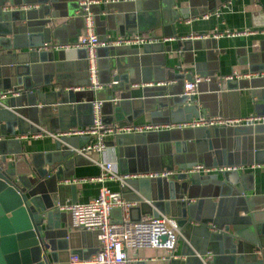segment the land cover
<instances>
[{"label": "crops", "instance_id": "crops-1", "mask_svg": "<svg viewBox=\"0 0 264 264\" xmlns=\"http://www.w3.org/2000/svg\"><path fill=\"white\" fill-rule=\"evenodd\" d=\"M17 1L22 3L16 9L38 6L34 5L38 4L34 0ZM78 2L48 0L46 4L50 6L51 14L43 19L49 20L45 28L32 11L29 27H25L27 20L12 22L14 27L31 30L27 33L23 29L24 35L16 32L14 40V30L5 26L4 36L15 41L17 47H0V94L4 95L0 101L8 110V121L3 124L12 130L6 138H16L22 154L28 158L31 155L38 159L43 155L50 156L56 151L58 141L60 146L73 151L91 140L86 134L58 135L91 125L89 102L94 95L87 85L84 50L47 49L39 45L48 39L59 44H73L78 39L83 25L77 14ZM10 7L5 6L6 9ZM91 10L100 41L135 34L158 40L146 48L143 44L128 45L138 49L140 54L146 53L141 54V64L134 68L132 76L123 74L117 84L108 77L109 59L112 58L107 54L108 49L105 46L98 48L102 88L95 96L117 99L102 107L105 125L156 124L166 127L135 135L107 136V150L102 153L86 151L74 156V162L67 163L63 178H95L100 173L98 163L110 160L116 174L130 177L124 184L111 180L105 181L104 185L134 203L129 210L131 220L152 212L164 213L175 223L176 216L169 214L170 207L176 212V206L168 207L162 203L168 194L172 195L173 202H178L174 196L181 191L180 186L175 182L171 185L172 180L154 179L147 174L166 167L181 173L195 164L241 166L226 174L231 184L223 187L221 192L217 187L214 190L207 181L223 180L221 172L189 173L188 181L207 184L189 185L183 199L194 202L204 198L207 204L202 216L214 215L224 226L232 214L239 215L238 212L245 210V204L236 200L235 194L240 190L248 197L249 210L243 215L245 217L239 215L238 218L245 222L249 220L258 231L261 230L264 225V123L245 127H207L209 132L203 130V126L176 128L173 125L197 116L264 114V0H100L91 6ZM245 30L250 32L241 33ZM225 31L233 35H227ZM27 41L33 45L27 46ZM17 73L25 74L22 75L25 82L17 80ZM232 74L246 77L227 80ZM194 76L203 78L196 85L195 103L182 104L183 84ZM135 174L139 176L134 177ZM58 180L48 179L47 185L58 192L55 196L63 204L73 195L76 203L88 202L97 196L101 185L98 181L66 185ZM212 203H216L217 213L211 210ZM111 215L119 219L121 212L115 209ZM57 223L60 228L74 230L68 211H58ZM177 229L179 235L173 251L176 260L170 264H201L204 256L207 264H227L231 259L232 256L218 250L216 244L205 245V240L188 238L179 227ZM96 239L88 235L85 240L78 238V241L83 240L80 243L92 253L97 247ZM127 254L130 264H164L170 256L162 248L128 250Z\"/></svg>", "mask_w": 264, "mask_h": 264}, {"label": "water", "instance_id": "water-1", "mask_svg": "<svg viewBox=\"0 0 264 264\" xmlns=\"http://www.w3.org/2000/svg\"><path fill=\"white\" fill-rule=\"evenodd\" d=\"M47 1L34 0V3H38L34 4L38 5L36 8L16 9L15 7L19 6L22 1L0 0V47L9 48L10 45L17 47L15 41H11L10 38L4 36L5 26L14 30L13 40L17 36L16 32L24 35L23 29H26L27 33H31L30 28L25 27H29L28 25L31 24L29 21L33 17L30 15L32 11L35 13L36 19L41 21L42 27L45 28V24L49 20L43 19L45 16L51 14L50 6L46 4ZM5 6H12V8L6 9ZM77 14L83 24L82 16L85 12L83 11V7L79 5V2ZM16 20H27L28 22H26L25 27H14L12 22ZM8 41L10 42L9 45ZM51 43L52 40L48 39L39 45ZM30 45L33 44L27 41V46ZM151 45L145 44L144 46L146 48ZM20 46L18 45V47ZM179 46H181V43ZM35 47H37V44H35ZM119 47H122V51H116ZM104 48L108 49L107 54H110L112 57L109 59L108 71H110L111 75L108 74V77L109 80L111 79L115 83L120 81L121 76L125 73L132 76L134 68L141 64L143 58L141 54L146 53L143 51L140 54L138 49H132L128 45H113L111 47L105 46ZM32 51L34 52L35 50ZM48 52L51 51L49 50ZM22 75L25 76V74L17 73V80L25 82V77ZM189 80L191 78L187 81ZM100 89L95 91L89 90L94 95L89 102L92 112L91 124L93 122L94 100L102 101L101 114H103L102 107L106 102L113 103L117 101V99L111 97L103 99L95 96ZM58 96L63 99L61 93H58ZM181 103H195L194 95L187 96L184 94V84ZM7 112L8 110L4 108L2 101H0V264H65L69 255L73 253H77L85 258L88 257L93 252L90 253V250L85 249V245L80 243L83 240L79 242L78 238L85 240L88 235L97 237L98 231L71 230L67 227L60 228V224L57 223V215L60 210L57 206L75 203L74 195L69 202L60 203L58 197L55 196L58 192L47 185V180L51 178L60 179L58 181L61 183V180L65 179L63 178V171L66 170L67 163L70 164V161L74 162V156L78 154H74L67 146H60L61 142L58 141L56 151L50 156L46 157L43 155L41 159L33 155L29 158L26 157L22 154L21 144L19 141H16V138H6V135L12 134V130L3 124L4 121H8ZM190 119L188 118L187 120ZM103 123L105 122L103 121ZM203 128L206 132L210 130L207 127ZM48 129L51 128L48 127ZM19 133H22L21 129H19ZM124 135L135 134L129 133L117 136ZM170 169V167H166L162 168L161 171H170ZM221 173L223 174V180H207L212 184L211 186L214 187V190L217 187L220 189V192L223 187L231 184L229 179L226 178V174L231 173V171H223ZM188 178L189 173L186 174L184 172L174 173L169 177L161 178V180H172L169 183L173 185L175 182L181 189L179 194L174 196L178 202H173L172 195L168 194L162 203L164 206L168 205V207L173 204L176 206V212L172 211L173 207H170L171 214L166 212L172 217L176 216V227H179L188 238H198L200 241L205 240V245L216 244L218 250L222 249L232 256L227 264H264V225L258 231L257 227L255 228L249 220L245 222L241 218H238L239 215L245 217L243 215L249 210V201L248 197L244 195L245 193L239 190L235 194L237 195L236 200L240 199L245 204L243 213L238 212L239 215L232 214L231 217L225 220L224 226H221L218 223L219 219L216 220L214 215L202 216L203 209L207 204L204 198H198L194 202H191L189 199H183V194L186 193L189 185L207 184L204 181H188ZM212 206L211 210H213V213L214 211L217 213L216 203H212ZM247 225L249 227H246ZM243 229L246 230L244 231ZM96 244L98 247V239H96ZM205 257L201 258V264L206 259ZM172 260H176V258L168 256L164 260V264H170ZM209 263L212 262L209 261Z\"/></svg>", "mask_w": 264, "mask_h": 264}, {"label": "built area", "instance_id": "built-area-1", "mask_svg": "<svg viewBox=\"0 0 264 264\" xmlns=\"http://www.w3.org/2000/svg\"><path fill=\"white\" fill-rule=\"evenodd\" d=\"M100 0H79V5L83 7L85 14L82 16L83 25L81 33L73 44L51 43L44 44L47 49H78L85 51V64L87 71V85L90 90L102 88L99 80L98 69V48L111 45H134L149 44L158 41L150 36L134 35L126 38H118L112 41H100L95 31V15L89 9L91 5L99 3ZM12 8V7H11ZM245 30L241 33H249ZM225 34L230 35L228 31ZM238 34V33H237ZM216 35V34H214ZM233 35V34H232ZM200 38V37H198ZM166 40V39H165ZM164 39L162 41H165ZM246 77L241 74H232L227 80L241 79ZM201 80L200 76H194L191 80L184 83V94L187 96L196 93V85ZM17 94V93H15ZM4 95L0 94V97ZM102 101H93V122L87 128H75L63 133L60 136L89 135L90 141L85 142L78 148L73 149L75 154H82L86 151L102 153L107 150L105 138L107 136H117L120 134H139L151 131H158L166 126L156 124H112L105 125L101 117ZM264 123V114H252L244 117H222V116H200L189 121L174 124L176 128H197L213 126H249ZM46 132V131H45ZM47 133V132H46ZM34 136H38L34 134ZM100 173L95 178H75L69 177L61 180V183L70 185L87 181H98L101 183L98 194L93 199L85 203H71L58 205L61 211H68L72 216V228L86 231H98L97 239L99 245L97 249L88 257H82L77 253L70 254L65 264H130L128 250H138L147 248H162L168 251L170 257L175 258V250L178 237V229L173 220L164 214L147 213L138 220L129 218V210L134 205L133 202L126 200L118 191H112L104 185L105 181L118 180L121 184L129 175L120 176L112 170L113 162L110 160L98 163ZM241 166H205L195 164L183 170L184 173L210 174L213 172L237 171ZM173 171L162 170L151 172L146 176L150 178L169 177ZM134 177L139 175L135 174ZM118 209L121 212L119 219H114L112 211ZM243 213V212H242ZM210 255L207 256V259ZM203 264H207L203 260Z\"/></svg>", "mask_w": 264, "mask_h": 264}]
</instances>
